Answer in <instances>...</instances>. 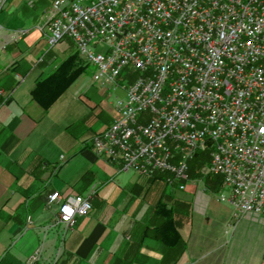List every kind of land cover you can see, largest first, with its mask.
I'll return each mask as SVG.
<instances>
[{"label": "built area", "instance_id": "1", "mask_svg": "<svg viewBox=\"0 0 264 264\" xmlns=\"http://www.w3.org/2000/svg\"><path fill=\"white\" fill-rule=\"evenodd\" d=\"M39 28L49 47L71 38L103 88L137 74L92 136L96 155L120 170L167 173L184 190L190 161L207 150L208 173L223 176L218 199L235 215L264 216V0H53ZM7 30L10 41L30 31ZM92 194L51 192L56 223L73 229Z\"/></svg>", "mask_w": 264, "mask_h": 264}, {"label": "crops", "instance_id": "2", "mask_svg": "<svg viewBox=\"0 0 264 264\" xmlns=\"http://www.w3.org/2000/svg\"><path fill=\"white\" fill-rule=\"evenodd\" d=\"M23 6H12L4 24L30 27L29 33L2 49L11 37L0 31V264H261L264 216L235 215L218 199L223 182L198 175L181 190L167 173L135 171L129 184L107 182L119 167L96 155L81 129L68 131L90 119L93 108L97 134L112 123L116 108L106 112L101 103L77 98L79 86L67 94L84 72L49 109L34 99L38 82L70 56L86 60L71 38L59 49L49 47ZM96 184L100 189L93 191ZM53 191L64 199L93 191V208L66 229L56 223L58 205L47 202ZM166 226L180 239L168 229L160 234Z\"/></svg>", "mask_w": 264, "mask_h": 264}, {"label": "rangeland", "instance_id": "3", "mask_svg": "<svg viewBox=\"0 0 264 264\" xmlns=\"http://www.w3.org/2000/svg\"><path fill=\"white\" fill-rule=\"evenodd\" d=\"M2 1H3V7H2V10L0 12V22L4 26V28H5L4 30H7L8 28L4 24V20H5V16H6L8 10L12 6H14V5L16 6L17 4H19L21 2L24 3L23 10H24L26 4H27V6H30L31 8L28 9L27 12H25L26 13L25 17L27 18V16H28L29 18H32V20H33L32 22L35 24L37 23V27L39 28V25L43 24L45 22V20L47 19V14L49 12V9L51 7V3L53 0H46V1H43V0H2ZM8 19H9V17H8ZM19 28H28L29 30H31V28L27 27V26H21L18 28H9V29H19ZM10 37H11V34H10ZM17 40H19V39H17ZM5 42H8V40H4L2 42L1 48L3 47ZM10 42H12V41H10ZM10 42H9V44H10ZM62 43H63L62 40L59 41L57 44L54 45L55 46L54 49H59L61 47ZM7 46H8V44H7ZM7 46L3 47L2 49H5ZM81 62H82V64L86 63L88 65H87L84 73L79 77L77 82L74 83L73 87H71L70 91H68L69 93L67 92V94H70L74 90L75 87L79 86V88L81 87V90H79L81 92H79V95H76L77 98H79V96L81 95L83 101H85V102H88L89 99H92L96 103H101V105L105 108L106 112L108 110L110 111L111 106L115 107L118 96H124L125 95V90H124L123 86H126L128 83L132 82L133 79H135L136 75H137L135 73L129 74L127 76H125L124 74H121V76L117 79V82H116L117 84H119L117 86V88H114L113 85H107L106 88H103L93 78L95 72L97 71V66L94 64H91V63H87L86 61L84 63H83V61H81ZM102 90H103V92L104 91L105 92L102 93ZM67 96H69V95H67ZM64 99H66V98H64ZM67 99L70 100V98H67ZM90 109L92 110V113H90V119H88L86 121L78 122V125H73V129L68 131V134H69V133H73L78 128H79V130L81 129L82 130L81 133L84 137L83 139L85 140V143L88 144L89 146H91L92 136L95 135L94 131L97 129V125L92 126V123H91L93 121L95 109H93V108H90ZM116 111H117V109H116ZM61 141L62 140H60V144H61ZM81 142L83 143L84 141H81ZM208 155H209V153L208 154L207 153L206 154L201 153L199 155V157H196L190 161V165H193L194 163L199 164V162L202 161L203 159L206 160V162H204L203 164H200L203 177L206 176V173L209 170L208 168H209V164H210V158ZM117 166L118 165L116 164L115 165L116 170H117ZM118 170L115 173L113 171V172H111L110 175L108 174L106 176L108 183L113 184L114 183L113 181H116L118 183H122L124 181V183H122V185H123L125 183L127 184L129 181L132 182L133 180L136 179L135 176H137V174H135L134 171H118ZM159 173H161V172H158L157 174H159ZM210 175L213 176L215 178V180L223 178V176H221V175H214V174H210ZM138 176H139V174H138ZM200 184H203V182L200 181ZM99 189L100 188L97 184H96L95 188H92L93 191H97ZM217 196H219V193H217ZM32 255L30 256L29 261H30ZM35 260H33V261H35Z\"/></svg>", "mask_w": 264, "mask_h": 264}, {"label": "trees", "instance_id": "4", "mask_svg": "<svg viewBox=\"0 0 264 264\" xmlns=\"http://www.w3.org/2000/svg\"><path fill=\"white\" fill-rule=\"evenodd\" d=\"M46 1V0H43ZM36 3V2H35ZM30 6L25 5L24 12H27L30 9ZM79 54L75 53L66 59L59 68L49 75L46 79L38 82L36 87L33 90V97L36 99L45 109H49L57 99L66 91V89L85 71L88 64H80V59L78 58ZM77 63V65H76ZM208 154L207 150L200 151L196 157L199 155ZM209 156V155H208ZM195 157V158H196ZM201 162V163H200ZM198 163H194L190 165L189 175L192 179L193 177L202 175V170L200 164L206 162L205 159ZM164 173V172H163ZM162 174V173H160ZM207 180L212 181L214 179L208 172L206 173ZM216 181V180H215ZM220 183L223 182L222 179H217ZM167 226L162 228L159 233H163L167 230ZM168 232L174 231V235L176 239H180V234H178L175 227H170Z\"/></svg>", "mask_w": 264, "mask_h": 264}]
</instances>
